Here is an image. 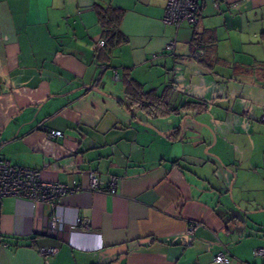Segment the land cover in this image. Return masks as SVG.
I'll return each mask as SVG.
<instances>
[{
    "label": "crops",
    "instance_id": "1",
    "mask_svg": "<svg viewBox=\"0 0 264 264\" xmlns=\"http://www.w3.org/2000/svg\"><path fill=\"white\" fill-rule=\"evenodd\" d=\"M166 2L0 0V158L76 187L2 198L0 264H264V0H200L178 28ZM99 6L123 11L115 44Z\"/></svg>",
    "mask_w": 264,
    "mask_h": 264
},
{
    "label": "built area",
    "instance_id": "2",
    "mask_svg": "<svg viewBox=\"0 0 264 264\" xmlns=\"http://www.w3.org/2000/svg\"><path fill=\"white\" fill-rule=\"evenodd\" d=\"M200 0H167L163 15V23L172 25L178 28L180 24L187 23L195 26L199 21L200 16ZM175 38L170 39L165 49L171 54H175ZM104 46V39H101L96 44L95 48ZM203 50L193 48L192 51L182 59L188 57L198 59L203 55ZM114 76L117 78V72ZM260 121L264 123V113H262ZM50 136L59 137L61 131L50 129L47 132ZM91 190L113 191L117 183L115 176H110L106 185H102L95 173L92 171L88 174ZM76 187H69L61 182L46 181L41 178L40 172L36 169L16 165L10 163L7 159L0 158V201L4 197L14 196L27 199L32 206H38L44 203H52L55 199L64 195L66 192L75 190ZM61 218L58 214L51 217L50 230L56 231L61 227ZM84 228H87L86 222L82 223ZM196 224H192L188 228V232L193 233ZM40 256L45 262L49 260L57 252L55 246H43L38 249ZM254 254L264 258V247H258L254 250ZM216 262H229V254L225 250H221L214 255Z\"/></svg>",
    "mask_w": 264,
    "mask_h": 264
},
{
    "label": "trees",
    "instance_id": "3",
    "mask_svg": "<svg viewBox=\"0 0 264 264\" xmlns=\"http://www.w3.org/2000/svg\"><path fill=\"white\" fill-rule=\"evenodd\" d=\"M100 23L103 27L104 37L106 40H110L114 43H117L116 36L119 35L118 24L122 18L123 11L119 9H114L109 6H99L97 9ZM105 45V40H104Z\"/></svg>",
    "mask_w": 264,
    "mask_h": 264
}]
</instances>
